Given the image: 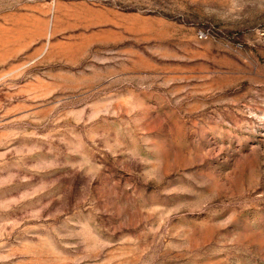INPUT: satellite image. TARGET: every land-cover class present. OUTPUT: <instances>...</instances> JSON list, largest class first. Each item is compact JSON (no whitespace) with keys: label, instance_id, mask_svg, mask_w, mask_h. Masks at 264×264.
I'll use <instances>...</instances> for the list:
<instances>
[{"label":"rangeland","instance_id":"rangeland-1","mask_svg":"<svg viewBox=\"0 0 264 264\" xmlns=\"http://www.w3.org/2000/svg\"><path fill=\"white\" fill-rule=\"evenodd\" d=\"M0 264H264V0H0Z\"/></svg>","mask_w":264,"mask_h":264},{"label":"built area","instance_id":"built-area-1","mask_svg":"<svg viewBox=\"0 0 264 264\" xmlns=\"http://www.w3.org/2000/svg\"><path fill=\"white\" fill-rule=\"evenodd\" d=\"M198 38H199V39H204V38H206V36H205L204 33L199 32V33H198Z\"/></svg>","mask_w":264,"mask_h":264}]
</instances>
